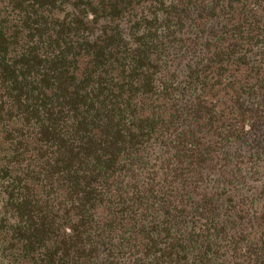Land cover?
I'll return each mask as SVG.
<instances>
[{
    "label": "trees",
    "instance_id": "16d2710c",
    "mask_svg": "<svg viewBox=\"0 0 264 264\" xmlns=\"http://www.w3.org/2000/svg\"><path fill=\"white\" fill-rule=\"evenodd\" d=\"M0 264H264V0H0Z\"/></svg>",
    "mask_w": 264,
    "mask_h": 264
}]
</instances>
